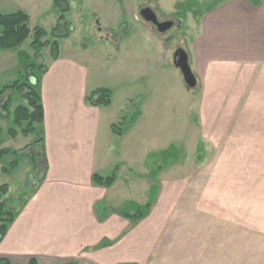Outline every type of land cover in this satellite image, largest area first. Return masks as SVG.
<instances>
[{
    "label": "crops",
    "instance_id": "obj_1",
    "mask_svg": "<svg viewBox=\"0 0 264 264\" xmlns=\"http://www.w3.org/2000/svg\"><path fill=\"white\" fill-rule=\"evenodd\" d=\"M150 1L167 12L165 18L174 21V25L186 27L187 39L180 47L188 51L190 65L205 89L222 93L214 88H220L231 76L226 90L229 93L225 94L233 109L231 128L237 129L234 114L244 106L249 134L246 133L245 142L240 141L264 146V134L257 136V131L264 133V0H217L200 16L190 12L185 18L178 16L184 3L204 0ZM11 2L0 0V13L28 11V6L13 8ZM30 23L38 26L31 15ZM142 30L153 45L160 42L166 48L169 39L158 35L155 29L144 26ZM74 34L60 40L59 57L51 58L48 70L39 79L44 143L43 148L41 144L33 146L39 155L32 158L39 184L1 240L0 259L6 258L12 264H29L33 258L39 264H264V245L252 249L254 242L264 243V233L241 237L237 233L239 210L257 209V218H248L247 223L261 226L264 231V189L260 201H255L254 192L249 200L248 178L246 186L241 187L245 188L247 202L239 205L235 198L231 204L234 216L230 217L228 246L223 249L217 242L227 241L220 234H198L197 249H191L187 236L166 233L168 222L172 221V204L165 209L155 204L144 220L136 213L137 207L143 205V163L140 166L136 160L131 161L127 146L132 141H126V128L118 126L119 133L115 131L116 121L123 116L110 113V105L87 102L90 92L105 86L91 76L89 43L84 37L74 41ZM129 36L130 32L117 37L109 35L107 44L118 47ZM102 45L98 43L95 48L101 52L105 50ZM23 46L0 50V77L9 79L0 80V87L20 77L23 63L19 51L25 50ZM169 76L174 79L172 68ZM179 81L185 85L183 77ZM209 83L214 88H209ZM16 107H10L11 113ZM0 117L14 120L12 114ZM12 138L15 140L17 133ZM25 145L15 146L14 151ZM41 151L45 154L40 155ZM150 155L151 152L144 157L145 161ZM95 173L105 177L114 174L115 181L110 186L95 184ZM154 187L157 194L158 185L153 183L146 198L150 199Z\"/></svg>",
    "mask_w": 264,
    "mask_h": 264
},
{
    "label": "rangeland",
    "instance_id": "obj_2",
    "mask_svg": "<svg viewBox=\"0 0 264 264\" xmlns=\"http://www.w3.org/2000/svg\"><path fill=\"white\" fill-rule=\"evenodd\" d=\"M11 1L13 8L28 6L32 22L49 32L60 14L54 0ZM68 1L70 10L66 12V19L76 28L74 41H81L84 37L89 43L91 76L111 90L109 112H118L119 116H123L115 126L128 129H125V137L126 141H132L127 146L131 161L136 160L140 166L143 163V205L137 207L136 213L144 220L155 204L162 205L164 209L172 204L171 215L168 216L172 221L168 222L166 233L187 236L191 249H197L195 238L198 234H220L227 243L220 244L218 240L217 244L225 248L228 246L230 217L233 215L231 204L235 203V198L239 205L245 204L248 197L249 200L253 199V192L255 201H260L264 189V146L246 145L240 141L245 142L246 133L249 134L244 106L234 114L238 119L235 122L237 129L231 128L233 109L230 99L225 96L229 93L226 90L231 76L220 88L208 84L209 88L222 90L218 94L205 89L203 81L194 71L198 80L194 88H189L185 82V85L180 83L179 78L183 76L174 65V55L187 39L186 27L177 23L166 31H160L142 16L143 9L152 6L159 21H166L167 12L157 8L150 0ZM215 2L217 0L184 3L178 16L185 18L190 12L200 16ZM144 26L155 29L158 35L169 39L166 48L160 42L153 45L150 38L146 39L142 30ZM126 32H130V36L120 46L107 44L109 35L123 36ZM45 39L53 41L54 36L49 33ZM98 43H102L101 47L105 50L99 52V48H95ZM23 47L31 56L28 61L31 64L47 65L52 58L50 46L37 50L28 40ZM171 68L174 79L169 76ZM25 74L26 71H23L20 77ZM4 78L0 77V80H9L8 77ZM203 89L207 91L205 96L202 95ZM23 102L24 98L18 92L12 98L11 106L16 107ZM0 126L1 146L11 151L0 159V186L8 184L5 199L8 208L17 213L32 189L39 184L32 155L24 153L34 150L31 147L38 133L26 135L22 130L25 125L20 128L14 120L1 117ZM12 128L17 130L15 140L9 133ZM257 132L259 138L264 134ZM19 144L27 145L14 151ZM28 145L30 147L27 149ZM150 152L152 155L145 161L144 157ZM14 162L18 165L12 166ZM4 168H8L7 171ZM246 178L250 188L248 197L245 188L241 189L246 186ZM153 183L158 185V192L148 208L149 199L146 196ZM254 211L239 210L237 213L239 237L264 233L261 226L247 223L248 218H257L258 213ZM263 245L262 242H254L252 249H261Z\"/></svg>",
    "mask_w": 264,
    "mask_h": 264
},
{
    "label": "trees",
    "instance_id": "obj_3",
    "mask_svg": "<svg viewBox=\"0 0 264 264\" xmlns=\"http://www.w3.org/2000/svg\"><path fill=\"white\" fill-rule=\"evenodd\" d=\"M55 6L60 10V14L57 17L54 27L49 32L42 26L32 27L30 23V15L25 10H17L8 13H0V50L15 49L23 46L29 39L32 38L31 45L37 50H41L46 46H50V51L53 59H57L60 54V40L62 38L70 36L74 31L72 23L66 19V12L70 10V4L68 0H54ZM53 34L54 40H46L47 34ZM19 57L23 63V71H26L24 76L16 79L10 84L0 87V114L3 116H13L16 124L22 128L24 134L38 133V138L32 144L33 146L41 144L43 148L44 143V106L39 89V79L48 70V65L40 64L39 66L29 63L30 54L25 50L19 51ZM22 71V72H23ZM39 72V73H37ZM26 100V104L18 105L11 113L10 107L12 98L15 93H18ZM86 100L91 105L96 106H109L112 104V92L109 88L100 87L90 92ZM115 131L119 133V130L115 126ZM2 128L0 126V136ZM11 135H16V129H10ZM30 145L26 148L28 149ZM35 150V149H34ZM37 150V149H36ZM11 151L8 148L1 146L0 140V159L9 154ZM24 153L32 155V158L36 159L39 155L37 151L29 150ZM45 154L44 151L40 152ZM17 162V161H16ZM14 162L12 166H16ZM7 171L8 168H4ZM43 175V173H41ZM41 176V175H40ZM93 181L95 184L110 186L115 181V177L102 176L98 173L93 175ZM157 187L153 188L148 201V208L152 206L156 194ZM33 191L36 189L33 188ZM9 191L8 184H2L0 186V242L5 237L8 231V227L14 222L16 213L8 208L5 195ZM0 264H12L8 259L1 258ZM29 264H39L36 259H32Z\"/></svg>",
    "mask_w": 264,
    "mask_h": 264
},
{
    "label": "water",
    "instance_id": "obj_4",
    "mask_svg": "<svg viewBox=\"0 0 264 264\" xmlns=\"http://www.w3.org/2000/svg\"><path fill=\"white\" fill-rule=\"evenodd\" d=\"M142 16L146 20L151 21L162 32L174 25V21L172 20L164 22L159 21L155 11L148 7L143 9ZM174 65L181 71L184 82L188 85V87L194 88L197 85L198 80L190 65L189 53L187 50L182 47L178 48L174 55Z\"/></svg>",
    "mask_w": 264,
    "mask_h": 264
},
{
    "label": "flooded vegetation",
    "instance_id": "obj_5",
    "mask_svg": "<svg viewBox=\"0 0 264 264\" xmlns=\"http://www.w3.org/2000/svg\"><path fill=\"white\" fill-rule=\"evenodd\" d=\"M165 20H166V21H169L170 19L167 18V19H165Z\"/></svg>",
    "mask_w": 264,
    "mask_h": 264
}]
</instances>
